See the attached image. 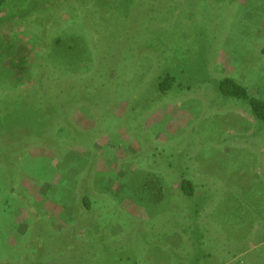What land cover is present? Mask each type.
I'll list each match as a JSON object with an SVG mask.
<instances>
[{
  "label": "rangeland",
  "instance_id": "374dc122",
  "mask_svg": "<svg viewBox=\"0 0 264 264\" xmlns=\"http://www.w3.org/2000/svg\"><path fill=\"white\" fill-rule=\"evenodd\" d=\"M223 76L264 100V0H0V264H264V122Z\"/></svg>",
  "mask_w": 264,
  "mask_h": 264
},
{
  "label": "trees",
  "instance_id": "16d2710c",
  "mask_svg": "<svg viewBox=\"0 0 264 264\" xmlns=\"http://www.w3.org/2000/svg\"><path fill=\"white\" fill-rule=\"evenodd\" d=\"M199 27H200V29H203L201 34H203L204 32H208L210 29V28H207L206 25L203 26V24L199 25ZM187 47L188 46L182 47V45H180V44L175 46L174 54L179 53L178 54L179 60L181 59V56H182V58H187V53H183V51ZM6 51L10 52L11 50L7 49ZM26 51L27 50L25 49V47H23L21 49V51L18 52L17 58L16 57L13 58V55H11V53H13L12 51L7 54V56H9L10 58H13L12 59L13 65L11 66L12 69L18 68V70H23V68L25 66L24 62L27 59ZM177 63H174V65H172L173 67L162 68L161 70H159V72L156 76H154L153 78L150 79V83L148 84V92H147V93H150L149 94L150 97H149V95H147L146 98L141 102V103H143L142 105H147L148 103H150V100L155 99V98L156 99L165 98L167 95H169L171 93L172 87H174V85L178 84L177 83V78H178L177 75H180V72H178V71L186 69L185 64L179 63V61ZM175 66L177 67V69H175ZM192 70H190V71H192ZM184 87H189V86L184 85ZM216 87L222 96L246 102L249 106L250 114L252 115V117H254L257 121L264 122V100L256 97L255 95H252L249 92V89L245 84L237 81L236 79H234L230 76H223L217 80ZM128 110H129V112L126 111L124 117H122V119L125 121L127 119V115H129V119H128L127 123H125V126H126L125 128L127 129V130L125 129V131L128 132L129 135H131V137L136 138L137 134H138L137 128L141 129L143 126L133 127L134 124L132 122V118L135 120V122H136V119L134 118L135 116L133 114L131 115V113H132V111H135V107H130V108H128ZM139 111L142 112L143 108H140ZM9 115H10V113H9ZM18 120H20L22 124L32 122L33 112L32 111L26 112V113L22 112L20 114V116H18ZM145 124L146 125H144V126H145V128H147V123L145 122ZM141 130H143V129H141ZM144 132H145V130H144ZM132 172H133V175H129V177L131 178V181L132 180L136 181L138 178L141 179V176L143 175V172L141 170L135 169ZM131 181H130V183H131ZM130 183H129V186H130ZM180 188H181V191L184 195L194 196L195 188H194L193 183L189 179L183 178L180 182ZM82 202L84 204V207L87 210H90L91 207L93 206V200L91 199L90 195H88L85 192L82 196ZM130 210H131L130 212L135 213L137 215L141 214L143 216L145 214L144 210H142L141 208H139V209L133 208Z\"/></svg>",
  "mask_w": 264,
  "mask_h": 264
},
{
  "label": "clouds",
  "instance_id": "9594fccd",
  "mask_svg": "<svg viewBox=\"0 0 264 264\" xmlns=\"http://www.w3.org/2000/svg\"><path fill=\"white\" fill-rule=\"evenodd\" d=\"M133 174V173H132ZM138 179H140V178H138Z\"/></svg>",
  "mask_w": 264,
  "mask_h": 264
}]
</instances>
